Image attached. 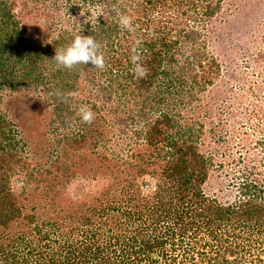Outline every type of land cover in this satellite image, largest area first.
Instances as JSON below:
<instances>
[{"label": "trees", "instance_id": "1", "mask_svg": "<svg viewBox=\"0 0 264 264\" xmlns=\"http://www.w3.org/2000/svg\"><path fill=\"white\" fill-rule=\"evenodd\" d=\"M76 1V11L87 5L96 15L94 23L81 25L90 30L82 34L104 42L106 68L92 72L94 91L85 103L76 98L72 111L63 97L83 65L71 71L56 65L50 51L60 42L44 46L27 40L14 21L12 1L0 0V264H159L156 250L167 242L174 248L188 232L196 243L184 245L179 264H262L264 191L246 180L238 201L221 205L210 199L203 190L207 160L194 142L198 131L182 117L195 98L188 92L200 84L193 74L200 60L188 44H199L201 30L196 21L188 32L172 29L176 2L181 7L187 1ZM193 1L188 6L196 11L199 3ZM203 1L199 20L214 16L222 0ZM118 14H131L134 31L119 26ZM134 48L148 69L146 78L131 71ZM49 62L51 73L45 76ZM23 92L47 97L50 133L64 151L53 169L26 172L25 182L34 172L44 175V194L37 198L28 187L17 194L9 185L23 145L6 118L11 111L6 103ZM79 104L91 106L92 124L78 115L70 119ZM108 135L119 140V150L106 146ZM70 173L106 181L83 201L69 195L57 199L51 193L58 194L59 182H70ZM26 194L37 200L34 205H23ZM139 223L149 225L131 228ZM200 234L211 239L196 240ZM177 256L164 253L161 260L174 263Z\"/></svg>", "mask_w": 264, "mask_h": 264}, {"label": "rangeland", "instance_id": "2", "mask_svg": "<svg viewBox=\"0 0 264 264\" xmlns=\"http://www.w3.org/2000/svg\"><path fill=\"white\" fill-rule=\"evenodd\" d=\"M11 1L14 21L18 22L27 40L36 41L35 43L44 46L60 42L51 48L50 53L54 55L55 50L60 48L59 45L62 43L60 40L64 39L65 43L62 44L66 47L75 36L90 31L85 26L81 27L84 22L92 20L94 23L96 18L95 13L85 7L87 5H80L76 11L79 4L75 0ZM186 1L180 4L181 7L176 2L175 10L172 11L175 15L172 29L188 32L192 25L197 24L201 30L200 42L197 45L201 48L188 44L196 59L200 60L198 62L200 65L195 63L193 72L200 84L188 92L189 96L194 97L195 94V98L189 105L190 108H187L189 111L184 110L182 117L186 124L198 131L194 142L207 160L208 178L203 185L205 194L221 205H228L238 201L239 187L246 183V180L247 183H255L264 191V0H222L214 16L203 17L200 20L198 19L201 15L200 7L204 5V1H193L194 4L199 3L196 11L191 5L188 6V0ZM128 6L129 4H126L124 7L127 9ZM194 13H198L197 16L193 15ZM190 15H193L194 19ZM107 16L108 14H105L104 18L107 19ZM168 16L171 15L168 13ZM193 21H196V24ZM109 40H105L104 45H107L106 42ZM51 67L49 62L44 71L45 76L51 73ZM92 72H95L92 65H83L76 79H73V90L70 88L64 94V105H69L72 111H75L73 109L76 98L85 103L90 98L89 92L94 91L89 83L93 76ZM188 81H191L190 77ZM73 92L78 95L71 100L73 96L70 94ZM15 95L8 98V104L6 103V107H10L11 110L6 118L15 125L14 131L23 147L19 150L20 164L12 174L9 185L17 194L28 187L27 193L37 198L44 194L42 192L46 186L44 175H35L34 172L28 182H25L28 178L26 172L29 173L33 169L41 171L53 169L56 157L62 159L64 151L60 150L57 136L50 133L49 118L52 113L49 101L46 102L47 97L41 92H23ZM29 103H33L35 107L32 108ZM76 116L77 112L71 115L70 119ZM108 136L111 139L106 146L109 149L118 148L119 140ZM120 148L123 151V146ZM82 153L87 152L85 150ZM70 177V182L64 186L59 185L61 182L58 184L55 182L58 188L56 189L60 191L57 195L55 192L51 195L57 199L69 195L71 199L79 197L77 200L83 201L94 188L101 182L103 186L106 181L99 177L97 181L91 177L83 178L79 173L76 175L70 173ZM80 185L87 189L76 190L81 187ZM141 191L142 194H146V190ZM135 193L138 195V192ZM34 201L37 200H32L26 194L23 205H34ZM136 225L141 228L148 226L149 223L135 224L131 228H136ZM17 230L20 231L21 228L18 227ZM189 237L188 232L182 239L175 241L176 251L168 242L161 249H157L153 255L159 258V264L172 263L171 258L161 260L164 253L167 257L178 255L172 264H179L184 245L196 243L191 242ZM210 239L203 234L196 238L205 243ZM262 259L264 264V256Z\"/></svg>", "mask_w": 264, "mask_h": 264}, {"label": "clouds", "instance_id": "3", "mask_svg": "<svg viewBox=\"0 0 264 264\" xmlns=\"http://www.w3.org/2000/svg\"><path fill=\"white\" fill-rule=\"evenodd\" d=\"M118 24L122 29L134 31L133 19L127 14H118ZM132 69L131 71L136 78H146L148 69L140 63L141 57L137 50L133 49L131 56ZM56 65L66 70H73L79 65H91L94 69L104 70L106 68L105 55L102 51V44L92 35H77L72 42L64 48L56 49L55 56L51 59ZM75 97L78 93L70 94ZM77 115L81 121L86 124H92L96 119V114L91 106L82 104L78 107Z\"/></svg>", "mask_w": 264, "mask_h": 264}]
</instances>
